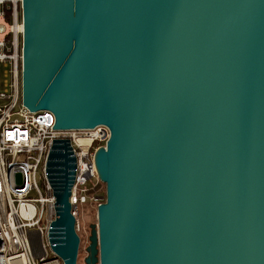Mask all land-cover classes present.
<instances>
[{
    "label": "water",
    "instance_id": "obj_1",
    "mask_svg": "<svg viewBox=\"0 0 264 264\" xmlns=\"http://www.w3.org/2000/svg\"><path fill=\"white\" fill-rule=\"evenodd\" d=\"M21 10L23 106L57 130L110 133L93 158L105 201L84 264H264V0ZM68 197L55 194L51 249L76 264Z\"/></svg>",
    "mask_w": 264,
    "mask_h": 264
},
{
    "label": "built area",
    "instance_id": "obj_2",
    "mask_svg": "<svg viewBox=\"0 0 264 264\" xmlns=\"http://www.w3.org/2000/svg\"><path fill=\"white\" fill-rule=\"evenodd\" d=\"M21 2L0 0V264H62L51 249L62 230L55 194L68 186L80 244L82 213L105 201L93 158L110 133L102 125L57 130L52 113L23 106Z\"/></svg>",
    "mask_w": 264,
    "mask_h": 264
},
{
    "label": "rangeland",
    "instance_id": "obj_3",
    "mask_svg": "<svg viewBox=\"0 0 264 264\" xmlns=\"http://www.w3.org/2000/svg\"><path fill=\"white\" fill-rule=\"evenodd\" d=\"M41 184V182L39 181ZM83 231L89 234V226L91 224H96V212L91 208H87L82 213V222ZM84 232H81L80 236H82V242L79 244L78 253H77V260L76 264H84V259L87 256L85 249L88 246V242L86 237L84 236Z\"/></svg>",
    "mask_w": 264,
    "mask_h": 264
}]
</instances>
